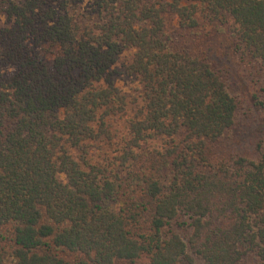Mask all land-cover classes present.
I'll return each instance as SVG.
<instances>
[{"label": "trees", "instance_id": "trees-1", "mask_svg": "<svg viewBox=\"0 0 264 264\" xmlns=\"http://www.w3.org/2000/svg\"><path fill=\"white\" fill-rule=\"evenodd\" d=\"M263 109L264 0H0V264H264Z\"/></svg>", "mask_w": 264, "mask_h": 264}, {"label": "rangeland", "instance_id": "rangeland-1", "mask_svg": "<svg viewBox=\"0 0 264 264\" xmlns=\"http://www.w3.org/2000/svg\"><path fill=\"white\" fill-rule=\"evenodd\" d=\"M174 26H171L169 30H173ZM212 50L216 55L217 59L227 66V68H232L233 71L238 76L239 83L242 86L243 91H255L256 77L251 73V69L246 64H238L239 60L236 57V53L233 51V48L229 43L223 38L222 35L217 34L212 39L211 44ZM257 86V85H256ZM251 118L253 120V125L247 127L246 129V138H252V143L255 145L257 142H261L264 146V109L257 110L251 113ZM256 118V120H255ZM258 258L255 254H249L245 257V260L242 264H256ZM8 264H12L11 259ZM136 264H150V261L147 257H143L138 260ZM194 264H203L200 261L195 262Z\"/></svg>", "mask_w": 264, "mask_h": 264}]
</instances>
